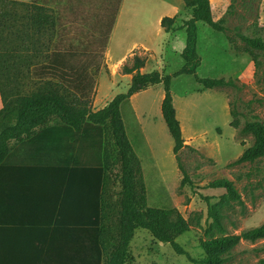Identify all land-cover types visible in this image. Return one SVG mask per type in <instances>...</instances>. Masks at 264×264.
I'll return each mask as SVG.
<instances>
[{
  "label": "rangeland",
  "instance_id": "obj_1",
  "mask_svg": "<svg viewBox=\"0 0 264 264\" xmlns=\"http://www.w3.org/2000/svg\"><path fill=\"white\" fill-rule=\"evenodd\" d=\"M67 1L42 0L54 5L60 22L58 41L54 40L58 45L53 48L52 44L48 62L32 68L33 80L62 83L90 99L98 110L128 91L132 75L125 74V67L133 66L136 56L146 62L144 73L158 70L172 75L183 67V24L191 17L183 0H125L113 41L105 38L97 42L92 40L97 26H73ZM211 4L215 20L222 21L226 31L198 22L201 64L197 74L232 83L205 89L194 75L172 79L171 91L185 138L179 155L186 175L179 167L162 114L164 86L149 87L121 106L128 137L141 160L148 206L177 208L188 225L177 242L197 260L206 256L202 242L240 234L264 223V156L252 162L240 160L255 143L254 135L246 130L247 123L258 120L264 125V47L246 40L260 37L264 41V0H211ZM160 16H175L174 28L166 31ZM68 40L69 45L79 47L62 49ZM135 43L139 45L129 54ZM52 50L57 53L54 57ZM72 134L75 143H82V152L89 153L90 162L101 161L102 141ZM220 179L234 183L237 199L224 202L227 191L210 186ZM212 205L219 210L220 227L209 218ZM130 253L128 264H195L147 230L136 232ZM223 257L222 264H259L264 258V239L242 241Z\"/></svg>",
  "mask_w": 264,
  "mask_h": 264
},
{
  "label": "trees",
  "instance_id": "obj_2",
  "mask_svg": "<svg viewBox=\"0 0 264 264\" xmlns=\"http://www.w3.org/2000/svg\"><path fill=\"white\" fill-rule=\"evenodd\" d=\"M191 17L183 26L186 45L181 53L183 67L172 75L158 70L144 73L145 60L136 56L133 66L125 67L132 75L126 93L118 94L102 109H94L90 99H84L59 82L33 80L32 68L48 62L52 44L57 35V18L52 8L18 0H0V166L12 150V142L34 137L38 131L63 126L86 140L102 141L103 164L99 172L100 215L92 230L90 258L94 264H128L130 247L138 230H147L157 241L170 244L179 255L195 264H222L223 254L230 252L242 241L264 239V223L240 234L214 238L201 243L203 259H194L177 239L188 231L186 220L177 208L149 207L141 160L128 137L121 106L132 96L149 87L162 84L164 98L162 114L174 141V154L179 167L180 151L185 147L181 122L172 95V79L179 75H194L205 89L230 85L225 79L201 78L197 69L201 64L198 53V22L225 32L222 21L214 18L211 0H183ZM176 17H163L161 26L170 31ZM255 47H264L262 38H246ZM246 130L254 135L255 143L242 154L241 161H255L264 156V125L248 122ZM212 188L225 189L228 196L222 200L237 199L238 190L228 179H220ZM229 197V198H228ZM212 224L220 227L216 206L209 208ZM259 264H264V258Z\"/></svg>",
  "mask_w": 264,
  "mask_h": 264
},
{
  "label": "crops",
  "instance_id": "obj_3",
  "mask_svg": "<svg viewBox=\"0 0 264 264\" xmlns=\"http://www.w3.org/2000/svg\"><path fill=\"white\" fill-rule=\"evenodd\" d=\"M18 1L54 10L52 3L42 0ZM123 1L68 0L67 15L75 27L86 23L97 26L93 41H113ZM59 23L57 20V27ZM55 39L58 41L57 35ZM63 46L59 49L79 47L69 45V40ZM83 48L80 45L79 49ZM54 54L52 50V57ZM124 56L127 53L121 58ZM3 106L0 94V110ZM101 161L90 162L89 153L82 152V143H75L72 131L63 126L12 142V150L0 166V264L95 263L90 258V228L96 227L102 208L96 170Z\"/></svg>",
  "mask_w": 264,
  "mask_h": 264
}]
</instances>
